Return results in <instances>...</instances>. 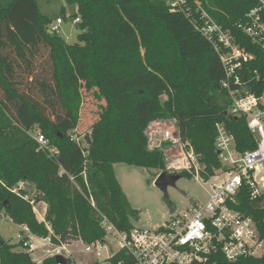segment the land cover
I'll list each match as a JSON object with an SVG mask.
<instances>
[{"label": "trees", "instance_id": "1", "mask_svg": "<svg viewBox=\"0 0 264 264\" xmlns=\"http://www.w3.org/2000/svg\"><path fill=\"white\" fill-rule=\"evenodd\" d=\"M185 1L184 14L169 11L168 0H64L76 10L69 18L79 19L76 42L68 44L49 32L51 22L35 0H0V218L40 238L49 235L48 226L63 243L102 240V218L119 232H129L138 212L113 166L163 169L161 153L147 148L144 135L155 120L176 123L207 175L220 167L216 124L223 123L233 135L238 152L255 148L244 118L225 114L230 101L220 84L224 71L195 22L202 24L198 5L255 54L245 67L261 71L264 54L235 25L264 0ZM44 51L47 71L38 73L35 59ZM92 87L105 106L83 146L73 137L80 90ZM250 89L264 91V80ZM37 133L45 147L37 143ZM20 182L35 188L33 198L13 192ZM262 200L243 199L242 210L264 238ZM37 203L47 205L44 222L33 212ZM25 250L23 243L0 237V264H36ZM211 261L264 264V256L229 263L217 254ZM54 263L46 259L41 264Z\"/></svg>", "mask_w": 264, "mask_h": 264}, {"label": "built area", "instance_id": "2", "mask_svg": "<svg viewBox=\"0 0 264 264\" xmlns=\"http://www.w3.org/2000/svg\"><path fill=\"white\" fill-rule=\"evenodd\" d=\"M168 5L171 12L185 14L187 11L185 0H168ZM197 11L202 24L195 22V28L210 43L224 71L220 84L230 101L225 114L244 118L255 148L238 152L233 135L223 123L216 124L214 145L220 167L207 175L205 166L190 142L181 137L174 121H152L144 135L147 148L158 151L163 158L164 167L158 175L194 177L206 195L205 201L174 212L156 230L132 228L129 232H119L102 218L105 236L91 243L79 239L63 243L48 227L47 237H35L27 227L18 226L22 233L17 239L30 253L40 250L31 240L40 243L44 257L33 260L36 264L46 259L55 262L57 256L64 259V264H217L211 261L217 254L229 263L264 256V238L252 217L242 210L243 199L249 202L264 199V91L250 89L264 80V68L249 71L245 66L255 61V54L241 47L233 34L222 29L198 5ZM78 21L74 19L72 23L75 25ZM63 22V18L56 19L49 26V32L59 35ZM235 26L264 54V5L250 10L244 21ZM35 139L41 147L46 146L39 133ZM22 186L19 183L13 192L23 189ZM74 246L78 247L79 257L82 253L85 258H75Z\"/></svg>", "mask_w": 264, "mask_h": 264}, {"label": "rangeland", "instance_id": "3", "mask_svg": "<svg viewBox=\"0 0 264 264\" xmlns=\"http://www.w3.org/2000/svg\"><path fill=\"white\" fill-rule=\"evenodd\" d=\"M35 2L40 13L46 16L51 24H54L56 19L63 18L64 15L65 20L57 36L68 44H74L78 31L72 23V18L69 17L76 13L75 8L67 6L64 0H35ZM62 8H64V12H62ZM47 57V51L40 53L36 57L35 64L38 67L36 72L41 73L43 69L47 71ZM80 92L82 101L79 122L73 137L75 139L78 138V141L85 146L86 144L83 142L84 135L90 133L91 126L98 120L101 109L105 106V102L98 94L96 87H92L89 90L83 88ZM113 170L129 205L133 210L138 212V220L132 221V226L136 229L156 230L167 222L174 212L179 213L188 206L197 202H204L206 199L203 189L192 176L181 174L175 186H168L166 188L167 197H165L162 191L154 186V181L158 175L157 170L142 169L122 163L115 164ZM22 184L23 189L21 191H25L29 198H33L35 188L26 183ZM32 206L36 220L38 222H44L47 205L37 203L32 204ZM48 228L50 229V227ZM20 233H22L21 230L10 220L4 217L0 218V237L4 241H8L11 244L21 243L17 239V235ZM30 243L41 250L39 241L32 239ZM77 249V246H74L72 249L75 258H80V260L85 258L82 253H80L81 257H79L76 252ZM16 250L21 251L19 248ZM40 250L31 253L29 250L25 251L30 254L32 260H36L37 258L44 257V253Z\"/></svg>", "mask_w": 264, "mask_h": 264}, {"label": "water", "instance_id": "4", "mask_svg": "<svg viewBox=\"0 0 264 264\" xmlns=\"http://www.w3.org/2000/svg\"><path fill=\"white\" fill-rule=\"evenodd\" d=\"M228 118H232V117H228ZM180 175H175V176H168L164 173L159 174L155 181H154V186L157 187L159 190L162 191V193L164 194L165 197H167L166 195V188L168 186H175L176 182L180 179ZM55 262L57 264H64V259L60 256H57L55 258Z\"/></svg>", "mask_w": 264, "mask_h": 264}, {"label": "crops", "instance_id": "5", "mask_svg": "<svg viewBox=\"0 0 264 264\" xmlns=\"http://www.w3.org/2000/svg\"><path fill=\"white\" fill-rule=\"evenodd\" d=\"M18 227V226H17ZM18 229H19V227H18Z\"/></svg>", "mask_w": 264, "mask_h": 264}]
</instances>
